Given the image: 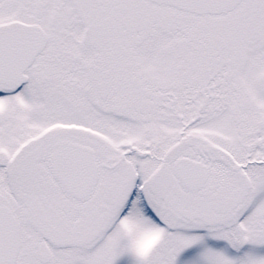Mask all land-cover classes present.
Returning <instances> with one entry per match:
<instances>
[{"label": "snow or ice", "instance_id": "snow-or-ice-1", "mask_svg": "<svg viewBox=\"0 0 264 264\" xmlns=\"http://www.w3.org/2000/svg\"><path fill=\"white\" fill-rule=\"evenodd\" d=\"M0 264H264V0H0Z\"/></svg>", "mask_w": 264, "mask_h": 264}]
</instances>
